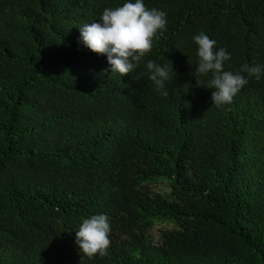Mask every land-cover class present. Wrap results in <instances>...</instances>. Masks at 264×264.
<instances>
[{
	"label": "trees",
	"instance_id": "16d2710c",
	"mask_svg": "<svg viewBox=\"0 0 264 264\" xmlns=\"http://www.w3.org/2000/svg\"><path fill=\"white\" fill-rule=\"evenodd\" d=\"M125 2L0 0V264H264V76L217 106L190 75L200 31L225 70L264 66V0H144L167 24L121 76L79 28ZM100 214L90 258L75 231Z\"/></svg>",
	"mask_w": 264,
	"mask_h": 264
},
{
	"label": "clouds",
	"instance_id": "9594fccd",
	"mask_svg": "<svg viewBox=\"0 0 264 264\" xmlns=\"http://www.w3.org/2000/svg\"><path fill=\"white\" fill-rule=\"evenodd\" d=\"M99 21L79 28L82 42L92 52L105 54L112 72L122 76L132 73L142 58L151 52L154 37L166 27L167 14L155 8L149 10L144 0H126L121 6L105 8ZM193 40L198 45V65L190 75H194L199 84V77L211 74L206 88L214 89L212 104H230L234 96L249 83L248 78L255 77L259 81L264 76V66L261 65H244L236 72L225 70L224 64L231 59L230 53L223 48L215 51L216 41L203 31L195 35ZM146 67L156 91L167 96L166 82L173 79L168 68L152 60L147 61ZM241 73H247V77ZM110 231L107 215L91 216L84 219L79 230L75 231L76 244L90 258L97 254L103 257L111 243Z\"/></svg>",
	"mask_w": 264,
	"mask_h": 264
},
{
	"label": "rangeland",
	"instance_id": "374dc122",
	"mask_svg": "<svg viewBox=\"0 0 264 264\" xmlns=\"http://www.w3.org/2000/svg\"><path fill=\"white\" fill-rule=\"evenodd\" d=\"M161 227H163V224H156L155 229H154V231H153V235H154L155 237H158L159 229H160Z\"/></svg>",
	"mask_w": 264,
	"mask_h": 264
}]
</instances>
